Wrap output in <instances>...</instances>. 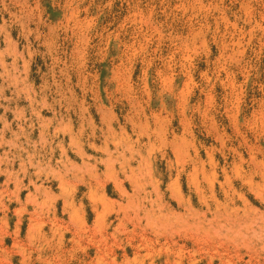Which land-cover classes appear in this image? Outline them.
Wrapping results in <instances>:
<instances>
[{"label": "rangeland", "instance_id": "1", "mask_svg": "<svg viewBox=\"0 0 264 264\" xmlns=\"http://www.w3.org/2000/svg\"><path fill=\"white\" fill-rule=\"evenodd\" d=\"M0 264H264V0H0Z\"/></svg>", "mask_w": 264, "mask_h": 264}, {"label": "bare ground", "instance_id": "2", "mask_svg": "<svg viewBox=\"0 0 264 264\" xmlns=\"http://www.w3.org/2000/svg\"><path fill=\"white\" fill-rule=\"evenodd\" d=\"M80 151V150H79ZM77 167V165H75ZM73 167V166H72ZM31 180V179H30Z\"/></svg>", "mask_w": 264, "mask_h": 264}]
</instances>
